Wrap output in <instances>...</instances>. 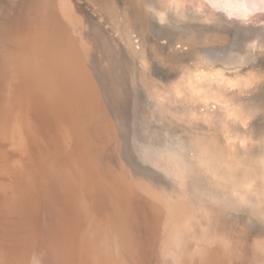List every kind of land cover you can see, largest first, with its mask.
Masks as SVG:
<instances>
[{
    "label": "bare ground",
    "instance_id": "bare-ground-1",
    "mask_svg": "<svg viewBox=\"0 0 264 264\" xmlns=\"http://www.w3.org/2000/svg\"><path fill=\"white\" fill-rule=\"evenodd\" d=\"M0 264H264V0H0Z\"/></svg>",
    "mask_w": 264,
    "mask_h": 264
}]
</instances>
